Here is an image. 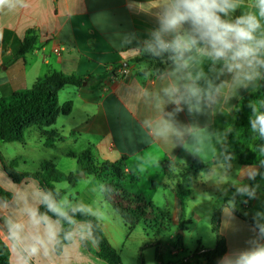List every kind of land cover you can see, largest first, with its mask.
Wrapping results in <instances>:
<instances>
[{
    "label": "crops",
    "instance_id": "obj_1",
    "mask_svg": "<svg viewBox=\"0 0 264 264\" xmlns=\"http://www.w3.org/2000/svg\"><path fill=\"white\" fill-rule=\"evenodd\" d=\"M178 3L179 0L0 3V94L31 89L56 74L79 80L80 85L64 83L57 91V112L43 129L56 134L59 140L45 147L37 135L43 148L67 144L44 161H51L64 173L78 170L73 156L84 151H89L95 162L121 163L129 178L117 189L123 196L133 195L132 200H144L154 207L152 217L143 223L153 216L165 220L169 214L179 222L177 185L190 175L196 181L205 171L220 172L214 159L233 128L237 103L264 84V46L260 45L264 41V16L260 0H229L234 7L227 13H217L225 23L235 24L238 18L250 15L259 23L254 39L247 42L255 55L237 60L232 59L234 50L215 57L208 40L201 39V30L191 20L165 31L166 13ZM27 30L35 32L34 49L13 60ZM157 36L167 44L177 37L203 42L189 56L160 57L165 50L160 48ZM234 64L241 67L230 71L229 66ZM121 69L127 73L122 74ZM68 102L70 111L63 115L61 109ZM1 154L6 161L22 160L20 155ZM62 158L67 159V164L59 165ZM21 162L27 166L26 161ZM221 166L223 194L215 202L201 206V199L186 188L189 195L183 222L189 215L207 219L215 236L212 222L219 212L221 245L213 264H238L244 254L264 248V172L260 173L257 165ZM91 186L95 190L92 204L77 202L82 193L75 190V184H55L56 189L64 191L63 196L70 192L68 198L72 201L58 212L79 209L91 214L116 251L110 240L112 226L104 224L103 209L97 208L102 205L99 196L103 193L95 180ZM1 187L12 194L8 201L0 199V239L8 248L9 264H106L90 251L96 246L91 228L84 221L73 224L70 240L59 253L55 252L61 226L39 215L38 207L45 195L36 180H10L8 186ZM13 201H18L16 206ZM110 210L106 212L114 223L113 213L120 215L111 205ZM120 219L128 232L140 223L128 229ZM50 233L55 234L54 238ZM33 246L38 249L35 254L30 251ZM202 249L198 246L195 251ZM186 264L207 261L199 256L188 259Z\"/></svg>",
    "mask_w": 264,
    "mask_h": 264
},
{
    "label": "trees",
    "instance_id": "obj_2",
    "mask_svg": "<svg viewBox=\"0 0 264 264\" xmlns=\"http://www.w3.org/2000/svg\"><path fill=\"white\" fill-rule=\"evenodd\" d=\"M35 41V32L27 30L19 41L13 60L22 58L25 54L32 51ZM202 42V40L198 39L189 49L181 52H175L168 48L165 52H161L159 56L169 58L186 57L194 53ZM64 83L80 85V81L73 76L56 74L31 89H23L12 92L9 95H1L0 143L19 142L24 144L23 133L25 130L31 129L43 140L45 147H51L53 143L57 142L59 139L56 134L43 131V129L52 122L57 112V91ZM69 111L70 103L68 102L63 105L61 113L66 115ZM260 115H264V84L259 91L240 99L237 103L233 128L226 135L214 159L215 164L230 165L238 163L257 165L260 167V173L264 172V132L260 131V125L257 123V117ZM73 157L77 160L78 171L92 175L98 180L100 187H102V193L110 199L111 206L120 215L128 229H133L142 220L152 217L150 212L154 207L150 202L132 200L133 195L124 193L123 196L121 191L117 189V185L124 180L121 163L95 162L89 151H84ZM0 163L4 173L13 183H19L24 178H32L39 183L45 195L38 207L39 215L48 216L61 226L55 245L56 253H59L62 246L70 240L73 224L77 221H84L91 228L96 246L95 249L90 247V251L106 264H123L118 253L105 238L95 217L79 209H69L64 213H60L49 207L52 204L56 208L64 195V191L56 189L53 184L66 182L68 185L73 186L80 180L76 173H63L51 161H44L37 170L21 169L16 159L6 161L1 152ZM188 195V189L180 184L177 185L176 196L179 202L180 224L184 221L185 200ZM11 197V192L3 189L0 185V199L8 201ZM224 204H226V201H224ZM234 213L239 215L235 210ZM218 224L219 212L215 214L212 222L213 232L216 236L215 246L212 249L194 251L192 257L202 256L207 261V264L214 263L220 252L221 245L218 235ZM155 254L157 257V249ZM8 256V248L0 239V264H9ZM187 261L188 259L184 260L183 264H186Z\"/></svg>",
    "mask_w": 264,
    "mask_h": 264
},
{
    "label": "rangeland",
    "instance_id": "obj_3",
    "mask_svg": "<svg viewBox=\"0 0 264 264\" xmlns=\"http://www.w3.org/2000/svg\"><path fill=\"white\" fill-rule=\"evenodd\" d=\"M23 135L25 138L24 144L19 142L0 143V152L9 157L20 155L21 159L26 161L27 166H22V160H19L21 169H28L31 171L39 169L40 165L48 156L56 155V152L63 150L67 145L66 143L62 145L56 143V149L43 148L37 139V134L33 130H25ZM66 162L67 159L62 158L59 160V165H65L67 164ZM217 168L220 169V172L219 170L210 173L205 171L201 174V177H197L196 181L191 175L189 178L181 180L184 188H188L195 196L201 199V206L213 201L215 202L216 199L223 194L224 176L220 175L223 167L217 165ZM77 171L71 173L80 175L82 172ZM175 174L178 179L177 172H175ZM83 177H80V180L75 183V190H79L82 193L79 199H77V202H88L92 204L94 202L92 193L95 192V190L91 186V183L95 180L100 190H102V187H100L101 185L94 176L87 174L85 179ZM128 178V176L124 175L125 180ZM261 182L264 185V177ZM65 183L66 182H59L53 185L55 187V184L61 186L65 185ZM0 184L4 186L10 184V179L5 175L1 167ZM71 193H74L73 190ZM68 195H70V192L59 201V206L56 207L59 211H63L72 203V201H69ZM99 197L102 201V205L97 208L103 209L101 212V219L104 221V224H109L110 227L112 226V237L110 240L116 251L120 254L123 264H183L184 260L192 258V254L198 246L204 249H209L214 246L215 236L211 231V224L207 219L201 218L198 220L189 215L187 222L179 224L178 221L172 219V215L170 214L165 220H160L159 217L153 216L154 218L151 221H145V223L142 221L134 230L128 232L116 213H113L116 222L113 223L110 220V216L106 212L110 210V199L105 197L104 194ZM73 199H75L74 196H72V200ZM14 200H17V195H15ZM17 203L18 201H13L15 206ZM110 211L112 212V210ZM156 249L158 252L157 257L155 254Z\"/></svg>",
    "mask_w": 264,
    "mask_h": 264
},
{
    "label": "clouds",
    "instance_id": "obj_4",
    "mask_svg": "<svg viewBox=\"0 0 264 264\" xmlns=\"http://www.w3.org/2000/svg\"><path fill=\"white\" fill-rule=\"evenodd\" d=\"M3 2L4 0H0V3ZM260 5L261 15L264 16V0H260ZM232 7L234 6L229 0H179L177 6L166 13L163 28L165 31L175 29L182 22L191 20L201 30L202 37L208 40L215 57H224L229 51L234 50L233 60L248 58L255 55V49L247 42L254 39L253 33L259 27V23L251 15L238 18L235 24L223 22L217 13H227ZM157 42L162 50L172 48L176 52H181L195 44L196 40L177 37L171 44H167L157 36ZM260 45L264 46V41H261ZM239 67L240 64L230 65L229 70ZM257 123L260 125V131L264 132V115L257 117ZM49 207L59 211L55 205L50 204ZM49 235L50 238H54L55 234ZM30 251L35 254L38 249L33 246ZM238 264H264V248L244 254Z\"/></svg>",
    "mask_w": 264,
    "mask_h": 264
},
{
    "label": "water",
    "instance_id": "obj_5",
    "mask_svg": "<svg viewBox=\"0 0 264 264\" xmlns=\"http://www.w3.org/2000/svg\"><path fill=\"white\" fill-rule=\"evenodd\" d=\"M201 39H202V40H206V38H203L202 35H201ZM78 176H79V177H83V176H84V173L81 172L80 175H78Z\"/></svg>",
    "mask_w": 264,
    "mask_h": 264
},
{
    "label": "built area",
    "instance_id": "obj_6",
    "mask_svg": "<svg viewBox=\"0 0 264 264\" xmlns=\"http://www.w3.org/2000/svg\"><path fill=\"white\" fill-rule=\"evenodd\" d=\"M120 71H121L122 74L127 73V70L126 69H121Z\"/></svg>",
    "mask_w": 264,
    "mask_h": 264
}]
</instances>
